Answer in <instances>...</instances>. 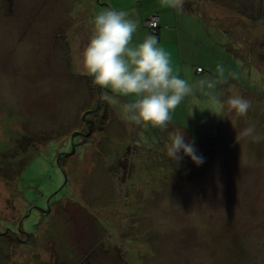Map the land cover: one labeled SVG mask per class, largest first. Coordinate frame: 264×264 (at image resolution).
Segmentation results:
<instances>
[{"label":"rangeland","instance_id":"obj_1","mask_svg":"<svg viewBox=\"0 0 264 264\" xmlns=\"http://www.w3.org/2000/svg\"><path fill=\"white\" fill-rule=\"evenodd\" d=\"M105 9L131 13L132 43L156 36L189 83L222 65L214 94L248 99L247 114L197 91L167 130L128 123L74 62ZM250 126L264 137V0H185L179 14L160 0H0V264H264V140L241 138ZM180 129L202 164L166 155Z\"/></svg>","mask_w":264,"mask_h":264},{"label":"clouds","instance_id":"obj_2","mask_svg":"<svg viewBox=\"0 0 264 264\" xmlns=\"http://www.w3.org/2000/svg\"><path fill=\"white\" fill-rule=\"evenodd\" d=\"M162 6L183 11L185 0H160ZM89 36L83 48L74 57L81 74L91 78L94 87L102 90L100 100L110 105L120 104L123 118L142 129L167 130L172 113L185 97L199 91L213 103L220 104L225 115L247 114L251 102L240 95L229 96L221 101L214 91L218 85L227 83L225 69L217 65L216 77L201 78L193 83L174 73L169 54L158 46L154 35H147L142 42L133 44V34L139 27L132 14L126 11L105 9L88 20ZM233 78L234 73H229ZM109 91L111 95H109ZM118 97L128 98L123 103ZM254 126L241 131L240 137H250L260 142L264 137L254 135ZM194 142H186L181 131L169 134L165 144L166 155L179 162L188 156L196 164L203 158L196 154Z\"/></svg>","mask_w":264,"mask_h":264},{"label":"built area","instance_id":"obj_3","mask_svg":"<svg viewBox=\"0 0 264 264\" xmlns=\"http://www.w3.org/2000/svg\"><path fill=\"white\" fill-rule=\"evenodd\" d=\"M145 25L147 26V28L150 29H157L158 28V18L153 16L151 18H149L148 20L145 21Z\"/></svg>","mask_w":264,"mask_h":264},{"label":"crops","instance_id":"obj_4","mask_svg":"<svg viewBox=\"0 0 264 264\" xmlns=\"http://www.w3.org/2000/svg\"><path fill=\"white\" fill-rule=\"evenodd\" d=\"M158 20H159L158 22L161 23L160 19H158ZM159 23H158V24H159ZM159 25H160V24H159ZM158 28H159V26H158Z\"/></svg>","mask_w":264,"mask_h":264},{"label":"trees","instance_id":"obj_5","mask_svg":"<svg viewBox=\"0 0 264 264\" xmlns=\"http://www.w3.org/2000/svg\"><path fill=\"white\" fill-rule=\"evenodd\" d=\"M156 37V36H155ZM90 83H91V80H90ZM92 84V83H91Z\"/></svg>","mask_w":264,"mask_h":264}]
</instances>
